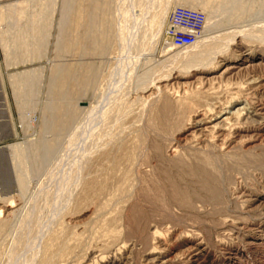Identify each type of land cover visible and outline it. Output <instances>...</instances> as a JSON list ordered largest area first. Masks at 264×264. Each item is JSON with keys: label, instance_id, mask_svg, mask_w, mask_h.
Segmentation results:
<instances>
[{"label": "rangeland", "instance_id": "1", "mask_svg": "<svg viewBox=\"0 0 264 264\" xmlns=\"http://www.w3.org/2000/svg\"><path fill=\"white\" fill-rule=\"evenodd\" d=\"M0 264H264V0H0Z\"/></svg>", "mask_w": 264, "mask_h": 264}, {"label": "built area", "instance_id": "2", "mask_svg": "<svg viewBox=\"0 0 264 264\" xmlns=\"http://www.w3.org/2000/svg\"><path fill=\"white\" fill-rule=\"evenodd\" d=\"M203 24V13L185 7H177L167 18L164 36L176 42H189L201 34Z\"/></svg>", "mask_w": 264, "mask_h": 264}, {"label": "bare ground", "instance_id": "3", "mask_svg": "<svg viewBox=\"0 0 264 264\" xmlns=\"http://www.w3.org/2000/svg\"><path fill=\"white\" fill-rule=\"evenodd\" d=\"M208 179H209V178H208ZM208 181H209V180H208ZM209 182H210V181H209ZM211 189H212V188H211ZM181 196H182V195H181ZM181 196H180V197H181ZM180 197H179V198H180Z\"/></svg>", "mask_w": 264, "mask_h": 264}]
</instances>
